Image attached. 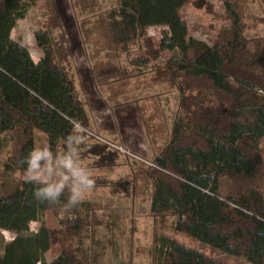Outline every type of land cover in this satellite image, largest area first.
I'll return each mask as SVG.
<instances>
[{
	"label": "trees",
	"instance_id": "1",
	"mask_svg": "<svg viewBox=\"0 0 264 264\" xmlns=\"http://www.w3.org/2000/svg\"><path fill=\"white\" fill-rule=\"evenodd\" d=\"M35 1L3 0L0 7V148L10 134L21 138V171L34 146L35 130L56 148L72 130L73 120L89 128L71 77L55 62L50 32L35 34L42 52L37 62L10 37L16 21ZM187 1L117 0L110 23L124 48L150 26H164L159 47L180 53L154 66L170 82L179 80L171 85L179 91V109L168 142L147 165L153 181L150 214L170 216L176 232L216 251L264 264V192L256 184L264 167L259 151L264 138V40L244 34L242 19L229 3L225 10L230 26L211 45L188 37L180 15ZM88 140L94 141L92 147L85 146ZM96 148L99 152L108 145L88 135L81 156L98 154ZM222 177L237 183L231 194L219 192ZM34 188L22 180L13 190L0 192V230L14 233L4 244L0 264H40L50 246L52 231L41 223L30 232L29 224L64 204L67 192L53 205L35 199ZM78 221L71 225L75 231ZM153 242L158 264H227L166 236H154ZM49 264L86 263L62 251Z\"/></svg>",
	"mask_w": 264,
	"mask_h": 264
},
{
	"label": "rangeland",
	"instance_id": "2",
	"mask_svg": "<svg viewBox=\"0 0 264 264\" xmlns=\"http://www.w3.org/2000/svg\"><path fill=\"white\" fill-rule=\"evenodd\" d=\"M226 3L242 19L247 37L264 40V0H188L180 9L187 36L211 45L219 32L230 26ZM117 5V0H36L11 30L12 40L25 47L35 62L42 56L35 34L40 30L50 32L55 62L71 77L79 99L83 97L89 129L113 141V148L107 144L108 148H99V152L93 149L98 159L93 153L81 156V163L95 178L94 187L81 203L69 210H64V204L58 205L29 224L30 232L41 223L52 231V241L40 264H49L62 251L74 253L86 264H158L154 236L172 238L227 264H251L243 257L216 251L176 232L170 216L155 218L150 214L151 170L140 160L151 161L168 142L179 109V91L171 86L179 80L170 82L154 66L180 53L159 47L167 31L159 25L150 26L144 36L124 48L110 28ZM92 110L107 126L104 131L94 128ZM7 139L0 148L3 193L24 180L23 171L17 167L22 140L16 133ZM34 141V146L46 144L45 134L35 130ZM88 141L85 146L92 147L94 141ZM259 149L264 161V138ZM256 184L264 192V167ZM236 185L222 177L219 192L231 194ZM76 221L80 228L75 231L71 225ZM13 237V232L0 230V254Z\"/></svg>",
	"mask_w": 264,
	"mask_h": 264
},
{
	"label": "clouds",
	"instance_id": "3",
	"mask_svg": "<svg viewBox=\"0 0 264 264\" xmlns=\"http://www.w3.org/2000/svg\"><path fill=\"white\" fill-rule=\"evenodd\" d=\"M71 124L59 147L33 146L22 161L24 181L35 186L34 198L54 205L67 192L64 210L81 203L95 183L92 171L81 163L80 152L91 130L75 120Z\"/></svg>",
	"mask_w": 264,
	"mask_h": 264
},
{
	"label": "crops",
	"instance_id": "4",
	"mask_svg": "<svg viewBox=\"0 0 264 264\" xmlns=\"http://www.w3.org/2000/svg\"><path fill=\"white\" fill-rule=\"evenodd\" d=\"M10 37H11V33H10ZM74 86H76L75 84H74ZM76 88V87H75ZM85 97H87V96H85ZM79 98V97H78ZM80 100V99H79ZM82 100H83V97H82ZM82 100H80L81 102H82ZM87 115H88V113H87ZM92 116H93V118H94V128L96 129V130H99V131H104L106 128H107V126H105V125H103L101 122H100V119H97V117H96V114L93 112V110H92ZM88 118H89V116H88ZM112 119V118H111ZM173 123V122H172ZM172 123H171V126H170V132H171V127H172ZM111 125H113V123H112V121H111ZM113 127V126H112ZM89 128H91V126H90V121H89ZM170 132H169V136H170ZM91 133H92V135H94L93 137H95L97 140H100V141H102V142H106L109 146H111L112 148H113V141H110L109 139H106V138H102V137H100L98 134H96L95 132H93V131H91ZM112 135H113V133H112ZM108 138H111V137H108ZM104 141H103V140ZM112 143V144H111ZM141 149H143V148H141ZM89 155H90V153H88ZM94 155H92L93 157H95V159H98L97 157L99 156L98 154H95V153H93ZM91 156V155H90Z\"/></svg>",
	"mask_w": 264,
	"mask_h": 264
},
{
	"label": "built area",
	"instance_id": "5",
	"mask_svg": "<svg viewBox=\"0 0 264 264\" xmlns=\"http://www.w3.org/2000/svg\"><path fill=\"white\" fill-rule=\"evenodd\" d=\"M91 136H94V135H91ZM105 143H106V142H105ZM106 144H107V143H106ZM111 144H112V143H111ZM140 161L143 162L144 164L151 165V164H150L151 161H148V160H146V159H143V158H142V160H140Z\"/></svg>",
	"mask_w": 264,
	"mask_h": 264
}]
</instances>
